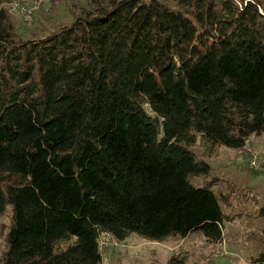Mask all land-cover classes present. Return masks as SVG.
Masks as SVG:
<instances>
[{
  "label": "trees",
  "instance_id": "16d2710c",
  "mask_svg": "<svg viewBox=\"0 0 264 264\" xmlns=\"http://www.w3.org/2000/svg\"><path fill=\"white\" fill-rule=\"evenodd\" d=\"M11 1L0 0V264H100L101 234L219 243L241 215L223 209L234 188L214 191L191 148L198 138L211 156L264 135V0H92L28 36ZM244 264H264V247Z\"/></svg>",
  "mask_w": 264,
  "mask_h": 264
},
{
  "label": "rangeland",
  "instance_id": "374dc122",
  "mask_svg": "<svg viewBox=\"0 0 264 264\" xmlns=\"http://www.w3.org/2000/svg\"><path fill=\"white\" fill-rule=\"evenodd\" d=\"M31 6V0H23ZM92 0H43L35 10L30 24H24L14 12L6 13L16 32L22 36L42 33L58 23L70 22L69 11L86 6ZM8 3L4 4L8 10ZM145 108V113L152 117ZM197 159L205 161L209 176L218 180L214 191L226 192L227 184L233 186L230 207L223 208L229 215L241 214L224 222L221 240L217 244L207 243L200 234L193 233L183 239L168 238L151 242L131 234L123 241H109L100 252V264H163L172 253H180L185 264H244L264 247V210L258 215V207L264 206V162L262 171L246 169L248 151H257L264 161V135L250 136L242 149L219 147L211 156H204L199 140L191 148ZM198 185L200 177L192 178ZM8 226V214L0 217V252L3 236Z\"/></svg>",
  "mask_w": 264,
  "mask_h": 264
},
{
  "label": "built area",
  "instance_id": "2783aa9c",
  "mask_svg": "<svg viewBox=\"0 0 264 264\" xmlns=\"http://www.w3.org/2000/svg\"><path fill=\"white\" fill-rule=\"evenodd\" d=\"M43 0H31V6L27 5L23 0H12L9 2L7 13H16L21 21L28 25L32 22L35 10L38 8L40 2ZM264 162L257 151H248L247 160L245 162V167L249 171L256 172L261 170V163ZM109 241H114L108 234H101L98 239V250L102 252L101 249L105 247V244ZM104 246V247H102Z\"/></svg>",
  "mask_w": 264,
  "mask_h": 264
}]
</instances>
